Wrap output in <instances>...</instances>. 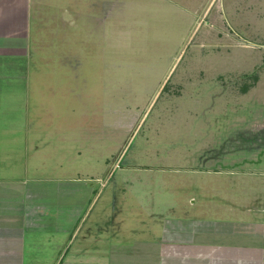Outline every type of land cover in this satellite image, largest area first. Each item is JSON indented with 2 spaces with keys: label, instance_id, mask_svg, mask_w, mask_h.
I'll list each match as a JSON object with an SVG mask.
<instances>
[{
  "label": "rangeland",
  "instance_id": "374dc122",
  "mask_svg": "<svg viewBox=\"0 0 264 264\" xmlns=\"http://www.w3.org/2000/svg\"><path fill=\"white\" fill-rule=\"evenodd\" d=\"M36 6L50 24L37 59L0 65V150L44 140L45 172L58 171L63 141L61 174L87 171L110 204L135 186L128 196L162 206V222L169 194L198 196L189 169L264 168V0ZM9 116L22 127L5 131Z\"/></svg>",
  "mask_w": 264,
  "mask_h": 264
},
{
  "label": "crops",
  "instance_id": "0c3cea01",
  "mask_svg": "<svg viewBox=\"0 0 264 264\" xmlns=\"http://www.w3.org/2000/svg\"><path fill=\"white\" fill-rule=\"evenodd\" d=\"M37 2L0 0L1 66L37 59L29 50L50 26ZM1 119L5 131L22 127ZM36 139L6 138L0 150V264H264L263 167L189 169L198 196L169 194L162 222V206L131 200L135 186H118L110 204L87 171L61 174L63 141L61 169L45 172L46 143Z\"/></svg>",
  "mask_w": 264,
  "mask_h": 264
}]
</instances>
